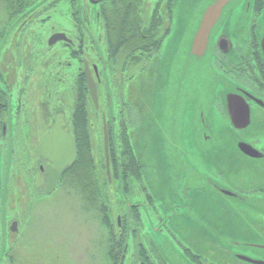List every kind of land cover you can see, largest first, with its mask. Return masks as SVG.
Masks as SVG:
<instances>
[{
    "label": "rangeland",
    "instance_id": "obj_1",
    "mask_svg": "<svg viewBox=\"0 0 264 264\" xmlns=\"http://www.w3.org/2000/svg\"><path fill=\"white\" fill-rule=\"evenodd\" d=\"M146 1L148 2L149 9L152 10L155 0ZM165 1L168 5L167 0ZM200 1H179L174 10L170 36L167 40L162 38L156 39L154 47H158V50L159 48L161 50L163 49V51L161 56L155 61L150 60L149 62H145L142 57L139 62L131 64L126 70H120L119 68L121 67L117 68L116 72L108 69L107 77L110 79V88L114 97L112 99V111H114V115H109L110 109L106 95L107 87L100 84L98 85L99 108L97 109L92 101L89 100L90 115H86V142L87 144L89 143L90 148V152L88 151L85 154L88 165H79L65 172L63 178L58 183L57 189L49 196L46 195V191L44 192L42 190L40 193L41 197L33 199L36 192L41 188L43 181L34 180L30 177H27L26 185H24L22 190L17 189L15 191L16 195L24 196L17 198L16 201H12L16 204L14 210L17 211L20 209V213H11L12 218L19 222V231L18 233L11 232L8 235L7 255L2 264H119L123 255V264H140L138 262L140 259L136 256H144V252L148 255H157L155 250H150L149 241L155 243L161 255H164L170 262L177 263L184 262L185 256L184 252L181 251V247L179 248L180 244H183L192 252L202 256L212 257L223 254L228 249L226 244L230 246V252L236 253L239 251L234 249L233 241L236 240L239 241L238 243H241L245 239L223 232V230H231L235 227L230 221H237L238 224H242V229L246 234H250L254 241H259L260 236L259 238L256 237L253 228H245V225L252 222L258 223L261 218L260 213L264 215V196L259 200L254 199L249 202L253 204L252 206L256 207L257 205L259 209L253 215L245 216L244 213L241 214V210H236L232 216L228 212H220V208L216 210V206L218 205L223 208H227L226 205H234L229 199H224L216 195L207 185L206 187H201V189L190 187L188 195L192 198L194 197L191 201L192 207L194 208L193 211L188 212L182 208L178 210L177 214H174L171 211V207L174 204L179 205L181 203L182 189L180 182L171 183L172 177L169 174V166L166 159L169 155L164 151V138L168 135V130L165 134L163 128L162 133L164 134H161L160 129L156 128L155 132L149 133L146 131L148 127L145 125L144 128L132 131L130 129L131 124L130 122L128 123V116L123 115L122 106L124 101L120 95L121 85L125 88V98L127 93V100L129 102H134V97L138 96L139 91H143L142 96L136 104L137 108H141L142 114L140 115H165V111L162 113V110L164 109L167 98L164 91L167 81L164 78L161 80V91L157 93L159 107L158 105L155 107V113H151V107L147 104V99L150 94V84L156 81L158 73L164 70V65L167 61L171 67L175 59L179 57L184 47L187 32L190 29L192 32L198 25L200 13L194 22L193 17L199 10ZM239 1L240 6L238 9L226 15L227 26L223 28V33H226L228 36L231 35V37L232 34L239 31L233 25H238V19L243 20L246 17V13L249 12L248 3L253 2V0ZM111 2V0L108 1L106 5L108 9L111 8ZM98 10L99 8H93V18L91 21V29L96 38V42L95 40H92V43H89L88 40L84 41V37L83 41L80 40L78 29L73 30L72 24L70 23L45 24L43 71L38 69V72L43 74V78L40 77L38 80V77L35 76L32 81L34 85L39 81L42 88L36 89L37 86L32 88L33 98L30 101V115H34L33 121L35 122L37 117L42 116L44 124L52 128L57 117L56 112H53V107L60 106L58 110L64 113L63 126L72 135L76 134V138H78L79 134L77 132L74 133L75 130L71 122L74 116L71 114L72 106L74 105L72 83L73 79L80 74L83 66L80 61H71L69 58L70 52L64 51L66 54L63 55V59L67 61L65 63L69 64L71 62L72 65L65 70L67 76H70V80L67 82L60 81L55 77L57 74L55 66L58 65L57 61L59 60L58 48L56 50H50L47 43L53 32L63 30V28L71 29L72 38H75V41H77L76 49H79L80 43L83 45L81 49H84L85 44L87 45L86 51L80 52L79 56L88 59L91 65L97 64L102 75L101 78L104 81L101 60L102 57H105L108 61V55L102 39V27L96 18ZM152 12L147 8L146 11L144 9V13L141 15L139 21L143 29L153 25V23L151 24ZM232 19L234 20L231 21ZM163 25L166 28L169 27V17L163 19ZM162 31L164 29H160L159 33ZM191 32L189 39L191 38ZM244 32L242 35H244ZM234 35L236 36L237 34ZM92 44L93 47L91 49L90 45ZM98 49L103 50L104 56L103 53L102 55L99 53ZM148 55L153 57L150 52H148ZM147 69H149L148 72L152 73V75L148 74L144 77ZM137 75H140L138 79L135 78ZM149 75H154L151 80H148ZM133 78L134 81L130 83ZM178 78L179 76L177 75L174 88L177 87ZM128 82L130 84L126 85ZM61 83L65 85H61ZM115 84H118V86ZM234 88L235 85L230 82L228 76H224L223 78L221 76L219 78L217 77L216 87L212 89L213 93L209 94V98L214 99L215 95L218 96V94L226 96ZM191 95L194 100H198L199 107L196 110L189 108L188 113L189 115L196 116L197 123L200 120L199 112L203 110L206 112L213 109L214 102L210 105L208 103L210 101H203L201 97L195 96L194 94ZM219 96L218 98L216 97V110H213L216 111V115H209L210 121L205 131L193 130V126L189 124V128L178 138L180 139L178 141L179 148L184 153L180 151L190 166L191 163L189 161H192L195 165H197L196 162L200 161L206 170L207 168L214 169L216 165H220L219 161L221 159H228L230 148H235L233 140L230 139L233 138L234 133L228 125L227 115H222L221 117L218 115V112H225V109H223L225 106V97L219 102ZM42 97L43 99H41ZM140 100L143 103L141 107L138 106ZM41 101L43 102L42 104ZM145 102L146 104L144 105ZM189 115L188 119L190 118ZM105 118L110 124L108 136L112 162L111 183L106 171ZM130 133H132V136H130ZM125 134L129 135V140L133 143L134 148L143 156L142 161L148 165L146 169V166L143 164L146 171L144 173L142 170L141 175L143 173L144 175L146 174V178L143 176L144 180L142 178L141 185L137 182L136 178L126 176L122 168L124 160L122 138ZM79 137L83 139L82 136ZM207 138L208 141H206ZM219 144L225 147L217 155L216 150L219 148ZM208 154L209 156H206ZM116 159L120 163L119 168L115 165L114 161ZM238 159L246 163V160H243L239 156ZM175 161H178V159ZM138 162L142 166L140 160ZM225 162H223L224 165H226ZM218 169L222 172L224 170L227 171L225 168ZM203 172L202 169L194 172L196 179L194 182H197V180L201 181L204 176ZM88 183H92L93 187L99 191V194H97L98 206L96 208L93 207L89 200L90 189L87 185ZM148 196L151 198L149 201ZM200 202L202 204L204 203L205 208L209 207L210 211L204 213L207 210H201ZM105 207L108 208L111 224L107 222L101 212V208L104 209ZM238 207L245 208L244 205H238ZM216 211L218 213L217 215ZM258 212L260 213L258 214ZM161 222H164L163 226H161ZM120 224L122 225L121 227ZM216 230H220L221 232L218 231L219 233H217ZM2 236L3 232L0 230V254ZM122 240L124 241L122 242ZM140 244H144L146 251H143V249L139 251ZM240 246L243 247L244 245L240 244ZM246 254L248 255V253ZM252 254L258 255L259 253Z\"/></svg>",
    "mask_w": 264,
    "mask_h": 264
},
{
    "label": "flooded vegetation",
    "instance_id": "obj_2",
    "mask_svg": "<svg viewBox=\"0 0 264 264\" xmlns=\"http://www.w3.org/2000/svg\"><path fill=\"white\" fill-rule=\"evenodd\" d=\"M108 1L110 0H0V230L4 233L2 236L1 248V254L3 251L4 255L0 254V263L7 252L6 247H8V235L11 232L18 233L19 231V222L12 218L11 213H20V209L15 211L16 204L12 201H16L17 198L24 196L19 194L16 195L15 191L24 188L27 177L34 180H42V186L39 191L36 192L33 199L37 197L40 198L42 190L45 192L48 187L49 169H54L50 161L45 158L46 151L43 150L40 156L37 155V148L41 143V137L43 136V139L46 137L52 139L54 127L58 118L61 117L62 129L75 139L77 145L76 135H72V133L68 132L63 126L64 113L61 110H58L60 106L53 107V112H56L55 114L57 117L52 128L47 127L46 124H44L42 116L37 117L34 122V115H30V101L31 98H33L32 88L37 86L36 89H42L41 83L39 84L38 80L40 77L43 78V74L38 72V69L43 71V38L45 24H56L60 22L70 23L72 24L73 30L78 29L80 40L83 41L84 37V41L88 40L89 43H92V40H95L96 42V38L91 29V21L93 18V8H99L96 13V18L102 27V39L108 55V61L105 57L101 56L104 81L101 78L102 75L100 74L98 65H91L88 59L79 56L80 52L86 51L87 45L85 44L84 49H81L83 45L80 43L79 49H76L77 41H75V38H72L73 35L71 29L63 28V30L53 32L49 37L47 44L50 50H56L58 48L59 54H57L59 60L57 61L58 65L55 66V69L57 70L55 77L60 81L67 82L70 80V76H67L65 70L70 68L72 63H65L67 62L66 59H63V55L66 54L65 52H70L69 58L71 61H80L83 66L80 74L73 79L72 87L74 93V105L72 106L73 109L71 114L76 115V107L79 100L76 89L78 82L84 77L85 85L89 93L88 98L84 101L86 105V115H90L89 100L92 101L97 109L99 108L98 85L100 84L107 87L106 95L110 109L109 115H114V111H112V99L114 97L110 88V79L107 77L108 69L113 72H116L119 67H121L119 68L120 70H126L131 64L139 62L142 57L145 62H149L150 60L155 61L160 57L163 49L161 50L159 48L158 50V47H154L156 39L162 38L167 40L170 36L174 10L179 2V0H167V5L165 0H155L153 9L150 10L146 0H111L112 4L110 9L106 6ZM145 7L150 12L153 11L151 24L154 22L160 23L162 26L159 27V30L164 29V31L160 33L159 30L153 31L152 26L145 28L144 30L148 35L145 39V43L151 41L149 46L147 44L140 50L135 48L131 42L128 41L126 43V45H129L127 48H121L116 52H114L115 50L111 52V39H116L119 36V38H122L121 33L119 32L121 25L125 24V22L139 23L140 17L144 13V9L146 11ZM248 9L249 12L246 13V19L244 17L242 18L245 20L237 18L238 25H233L239 30L234 33L237 34L236 36L232 34L231 37V35L228 36L226 33H223V28H226L227 22H225L222 27H218L217 30L219 31L216 29L214 30L209 45V53L207 57L208 63L205 65L210 72L211 82L206 87L202 85L201 81H199V71L196 70V81H193L192 85H190V82L184 81L182 89H178V78L177 87L174 88L176 75L172 74L171 67L167 61L164 65V70L159 72L160 75L158 73L156 81L151 82L150 94L147 99V104H149L152 110L151 113H155V107L157 105L159 107L157 93L158 91H161V80L163 78L166 79L167 82L164 91L167 98L164 104V109L162 110V113L165 111V115H140L142 114L141 108H137L136 104L142 96L143 91H139L138 96L134 97L135 103L132 101L129 102V100H127V93L125 98V88L121 85L120 95L124 101L122 106L123 115L128 116V123L130 122V129H132V131L144 128L145 125L148 127L146 131L149 133L153 131L155 132L156 128L160 129L161 134H164L162 133L163 128L165 134L168 130V135L164 138V151L169 155L166 159L169 166V174L172 177L171 183L180 182L182 189V197L180 196L181 203L179 205L174 204L171 207V211L174 212V214H177L178 210L182 208L188 212H192L194 208L192 207L191 201L194 197L192 198L188 195L190 192L189 188L194 187L196 189H201V187H206V185L210 187L213 193L224 199H229L234 204L232 206L226 205L227 208L219 207V205L216 206V210L220 208V212H228L229 215H232L236 210H241V214L244 213L245 216H250L259 210L257 205L256 207L252 206L253 204L249 202L254 199L259 200L264 196V0H253V2H249ZM156 14H158L157 18ZM167 17H169L170 24L168 28L163 25V19H166ZM233 20L234 19L231 21ZM216 31L218 32L217 35ZM243 31H245L244 35H242ZM137 32L138 31H136V34ZM165 35L168 36L166 37ZM222 36H227L230 39L232 49L229 53H225L224 49L226 46L223 45L222 42L220 44ZM53 38L58 39V42L51 46L50 41ZM95 42L94 44L96 45ZM92 47L93 44L90 45L91 49ZM98 51L102 55L103 50L98 49ZM148 52H150L153 57L148 55ZM130 53H133L132 57H129V55H131ZM185 54L187 55L188 51H186ZM112 56L114 57L112 58ZM86 64H88L90 73L97 86V104L94 102L88 87L85 72ZM197 67L198 66L195 68L197 69ZM148 71L149 69L145 72L144 77L148 74L152 75V73ZM150 75L148 76V80H151L154 76ZM35 76L38 77V83H35L34 85L32 81ZM139 76L137 75V77H134L138 79ZM220 76L222 78L228 76L230 82L235 85L234 90H231L226 96L218 94V96H221H219V102L225 97V106L223 108L225 109V112H218V115L220 117L222 115H227L229 122L228 125L234 133L233 138L230 139L233 140L235 148H230L228 159H221L219 161L220 165H216L214 169L207 168L206 170V168L201 165L202 162L200 161L196 162L197 165L192 163V161H189L191 166L186 162L185 156L182 154L184 151L180 149L181 152L177 148V146L179 147L178 141L180 140L178 138L189 128V124L193 126V130L198 129V131H205V128L210 121L209 115H216V111L213 110H216V97L218 98V96L215 95L214 99H210L209 94L213 93L212 89H215L216 87V78H219ZM133 81L134 78L131 79L130 83ZM130 83L128 82L126 85H129ZM62 84L63 83H61V85ZM115 85L118 86V84ZM191 94L201 97L203 101H210L208 102L210 105L214 102L213 109L206 112L205 110L199 112L200 120L197 121V123L196 116L189 115L188 113L189 108L196 110L199 107L198 100H194ZM229 96L241 98L248 106L250 116L245 121V123H247L246 127L237 128L233 123L228 108ZM41 99H43V97ZM177 99L179 101L178 107L176 108L177 114L174 115ZM38 102L40 101L38 100ZM42 103L43 102L41 101V104ZM142 104V100H140L138 106L141 107ZM145 104L146 102L144 105ZM40 115L42 114L40 113ZM95 115L97 114L95 113ZM188 115L190 116L189 119ZM235 115L238 114L236 113ZM73 120L74 117L71 119L74 129ZM105 124L109 132L110 124L106 118L104 119V128ZM239 125L241 126L242 124ZM130 136H132V133H130ZM206 141H208V138ZM241 145L249 146L253 155L250 156L243 153L240 148ZM223 147L225 146L219 144V148L216 150L217 155L222 152V149H224ZM134 153L137 162L140 160L142 166L144 164L147 169L148 165L142 161L143 156L138 153L135 148ZM206 156H209V154ZM238 156L243 160L245 159L246 163L238 159ZM176 159H178V161H175ZM114 162L116 167H118L120 164L118 159ZM223 162L228 166L224 165ZM137 165L138 168L141 167V171L143 170L145 173V167H142L139 162ZM217 167L225 168L227 171L224 170L222 172ZM200 169L204 171V176L201 181L197 180V182H194V180H196L194 172H197ZM66 171L61 173V178L58 183L61 181ZM144 173L141 176V180L136 178L140 185L143 176L146 178V174L144 175ZM148 192L151 194L150 191ZM149 200H151L150 196H148V201ZM238 205H244L245 208L238 207ZM200 206L202 211L207 210L204 211V213L210 211L209 207L205 208L204 203L202 204L200 202ZM259 213L260 212H258V214ZM217 214L216 211V215ZM260 215L261 218L258 223L252 222L245 225V228H253V231L256 233L255 236L258 238L260 236L261 238L258 239L259 241H254L250 234H246L242 229V224H238L236 220V222L230 221L235 227L231 230H223V232L245 239L243 240L244 242L241 241V243H238L239 241L236 240L233 241L234 249L239 252H230V246L226 244L228 249L225 253L212 257L202 256L192 252L183 244H180L179 248L181 247V251L184 252L185 256L184 262L177 263L170 262L164 255H161L155 243L149 241L150 250H155L157 255L136 257L140 259L138 260L140 264H254L245 259L264 262V215L262 213H260ZM163 225L164 222H161V226ZM14 229L17 231L14 232ZM216 231L219 233L218 231L220 230ZM223 232L222 234H224ZM240 244H243L244 246L241 247ZM142 247L144 249L146 248L144 244H140L139 250H141ZM246 253H248V255ZM252 253L259 254L253 255Z\"/></svg>",
    "mask_w": 264,
    "mask_h": 264
},
{
    "label": "water",
    "instance_id": "obj_3",
    "mask_svg": "<svg viewBox=\"0 0 264 264\" xmlns=\"http://www.w3.org/2000/svg\"><path fill=\"white\" fill-rule=\"evenodd\" d=\"M199 10L195 13L193 17V22L195 18L200 13L198 19V25L191 32V29L187 32L184 47L177 59H175L173 65L171 66L172 74L179 76L178 89H182L184 81L190 82L196 81L195 72L199 71V81L205 87L211 82V75L208 68L205 66L208 63V53L209 45L212 38L214 30L218 29L219 26L226 22V15L235 11L240 6L239 0H201L199 2ZM219 31V30H217ZM216 31V35L218 32ZM191 32V38L189 39ZM58 42V39H51L50 45H54ZM225 45L224 52L229 53L232 49V44L227 36H222L220 39V44ZM264 43V41H263ZM186 51L188 54L186 55ZM196 66L197 69L195 68ZM86 78L89 90L92 94L94 102L98 103V92L95 81L90 73L88 64H86ZM172 79V78H171ZM180 91V90H179ZM178 99L175 104L174 115L177 114L176 108L178 107ZM228 108L231 113L232 121L237 128H243L247 126L245 121L250 116V110L245 102L236 96H229L228 98ZM238 115H235V114ZM240 122H239V121ZM239 124H242L241 126ZM62 119L58 118V121L54 127L53 138L50 139L46 137L43 139L41 137V143L37 148V155L40 156L42 151H46L45 158L50 161L54 169H49V182L46 190V195H51L57 187L58 181L61 178V173L64 172L68 167L73 166L78 158V151L76 141L73 137L68 135L62 127ZM105 153H106V166L109 181L111 182V172H110V154H109V136L108 129L105 124ZM178 150L180 148L177 146ZM243 153L246 155H253L249 146H240ZM17 230L14 229V232ZM127 246V245H126ZM126 250V248H125ZM125 252V251H124ZM2 257V256H1ZM124 255L121 258L119 264L123 263ZM248 262L254 264H264V262L252 261L250 259H245Z\"/></svg>",
    "mask_w": 264,
    "mask_h": 264
},
{
    "label": "trees",
    "instance_id": "obj_4",
    "mask_svg": "<svg viewBox=\"0 0 264 264\" xmlns=\"http://www.w3.org/2000/svg\"><path fill=\"white\" fill-rule=\"evenodd\" d=\"M177 1V0H176ZM158 17V14H156V18ZM162 25L160 23L154 22L152 25V30L153 31H158L159 27H161ZM136 31L137 34H136ZM119 32L121 33V37L122 38H116V39H111V52H113V50H115L114 52H116L118 49L121 48H127L129 45H126V43L128 41L131 42V44L137 48V49H143L147 44L149 46V42L145 43V39L148 37L147 33L145 32V30L141 27V25L139 23H127L125 22V24L121 25V28L119 29ZM169 35V33H168ZM167 35V36H168ZM166 36V35H165ZM166 36V37H167ZM165 37V38H166ZM158 49V48H157ZM156 49V50H157ZM131 55H129V57H132L133 53H130ZM114 55V54H113ZM116 56V55H114ZM112 56V58L114 57ZM83 77V76H82ZM77 97H79L78 103H77V107H76V115H74V129H75V133L77 132L78 138H77V148H78V159L75 163V165L73 167H70L69 169H67L66 172L70 171L71 169H73L74 167L77 166H87L88 162H86V157L85 154L88 153V151L90 152V148H89V143L87 144V139H86V130H87V117H86V105L85 102L86 99L88 98V89L85 85V80L84 77L81 79V81L78 82V86H77ZM76 135V134H75ZM79 136H82L83 139H80ZM130 137L128 135H124V137L122 138V144H123V171L124 174L126 176H132L135 178H138V180H141V167L138 168V162L136 160V156L134 153V147H133V143L129 140ZM82 182H84V180H82ZM89 186L90 189V202L93 205L94 208H96L97 205V200H98V195L99 191L93 187L92 183H88L87 184ZM101 212L104 215V217L106 218L107 222L111 224L110 221V215H109V211L108 208L105 207L104 209L101 208ZM4 234V233H3ZM124 240H122L123 242ZM7 248V247H6ZM143 249V251H146L143 247L141 248ZM141 251V250H139ZM4 255L3 251L2 254ZM7 255V252H6ZM5 255V257H6ZM148 255L147 253L144 252V256ZM4 257V259H5ZM4 259L1 261L0 264L3 263Z\"/></svg>",
    "mask_w": 264,
    "mask_h": 264
}]
</instances>
